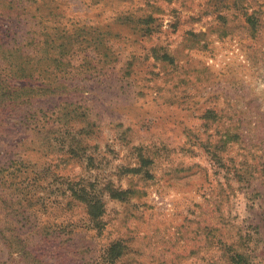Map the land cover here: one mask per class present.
<instances>
[{
    "label": "rangeland",
    "instance_id": "obj_1",
    "mask_svg": "<svg viewBox=\"0 0 264 264\" xmlns=\"http://www.w3.org/2000/svg\"><path fill=\"white\" fill-rule=\"evenodd\" d=\"M46 49L54 91L16 72ZM237 253L264 264V0H0V264Z\"/></svg>",
    "mask_w": 264,
    "mask_h": 264
},
{
    "label": "trees",
    "instance_id": "obj_2",
    "mask_svg": "<svg viewBox=\"0 0 264 264\" xmlns=\"http://www.w3.org/2000/svg\"><path fill=\"white\" fill-rule=\"evenodd\" d=\"M247 22L251 25L252 28L254 29H258L261 25H262V18L259 17L256 12H253L251 14H247ZM147 25L148 22H146ZM151 29V26H148L147 28L144 29V32H147L148 30ZM103 42V39H98V45H101V43ZM101 48V46H98ZM49 49L44 52V56L39 60V63L37 66H28V60H26V62H19L18 64V69L16 70L17 74L23 76L24 78H32V79H39L40 77L43 80H47V81H43V83L40 85L41 88L45 89V90H49V91H54L55 86H52V82H48L50 81L49 79H51L49 76H46L48 74L51 73V69L49 66H51V60L52 62H55L56 66L58 65H63V61L66 59L63 52H67L66 49H63L61 52V56L58 57L59 55H55V56H51L49 55ZM43 61V64L41 65V62ZM45 62H47L45 64ZM65 63V62H64ZM28 67V68H27ZM46 76L42 77V76ZM27 86V84L25 85V87ZM32 87V86H31ZM147 160H143V164L142 165H146ZM134 171H139L138 169H133ZM148 172V171H147ZM75 185V186H74ZM70 186V191L72 193V195L81 201L86 202L87 204V213L89 215V219L91 224L97 228V229H101L104 227L103 221H102V217L103 214L105 212V204L103 201V195L101 194V190L102 187L99 186V184L93 185V187L88 188V187H84V186H79L74 184ZM95 186V187H94ZM106 188L109 189V191H111V196L118 198V199H125L127 197L128 193H131V190L129 189H121L115 186H112V184H109L108 186H106ZM120 247H121V242H116L114 243L110 249H109V254L112 256L113 260L119 255L120 253ZM233 261L236 262V264H249V262L247 261V257L246 255L242 254V253H237L234 254L233 256Z\"/></svg>",
    "mask_w": 264,
    "mask_h": 264
}]
</instances>
